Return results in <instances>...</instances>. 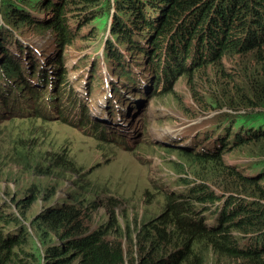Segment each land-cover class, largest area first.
<instances>
[{
	"label": "clouds",
	"instance_id": "1",
	"mask_svg": "<svg viewBox=\"0 0 264 264\" xmlns=\"http://www.w3.org/2000/svg\"><path fill=\"white\" fill-rule=\"evenodd\" d=\"M5 2L6 0H0V31L2 30L0 49L3 51L2 60L8 56L17 64L21 63V61L17 60L16 54L10 52L8 47L4 46L6 37H15L19 42L32 46L35 58L38 59L51 55L46 54L44 43L35 44L23 40V35L28 34L30 30L37 35L38 39H43L44 42H49L51 39V44L56 41L62 47L74 42L79 34L80 37L100 41L101 45H106L105 51L110 44L114 55L124 56L123 54L126 52L127 55L131 56L134 68H136L135 66H138V68L135 71H129L124 74L133 75L134 72L139 70L141 72V82L144 83L141 90L159 87L158 91L154 88V94L155 92L163 94L171 92L182 76L187 75L188 78H192L202 69L206 72L207 67L220 65L224 57L229 53V51H225L223 53L225 56L218 63L216 58L222 51L223 45L219 44L214 34L207 31V24L204 25L206 27L205 33L192 26L194 18L186 13V15L178 16L173 20H176V22L169 35L166 36V43L162 45V53L159 54L162 56L160 61L162 62L163 70L166 66H169V70L167 72L154 70L150 67L155 65L158 59L153 62L152 56L160 53L158 52L159 50L156 51L154 43L151 44L147 41L148 38L144 39L140 34L134 36L133 42L127 38L125 40L119 39L120 31H118L119 27L116 22L118 14L115 0H111V9L107 16L92 15L97 11V6L90 5L92 0H15L17 10L14 13H8L12 9L2 8ZM46 5L51 6L49 10H45ZM169 5L170 2L168 0L161 1L160 6L157 7L147 4L144 8L145 21L151 22L154 19H160L163 13L162 7L166 9ZM18 6L20 9H18ZM133 11L127 10L120 15L122 20L129 23V26L131 24L128 18L133 13L136 14ZM21 14H24L25 19L22 18L20 20L22 24L19 27L15 20ZM94 17L100 21L94 22ZM60 20L62 25L59 22ZM184 21L191 25L192 34L188 32L185 35L179 32L180 26L184 25ZM27 23L33 24V26ZM41 25L44 28H39ZM57 29L62 34L64 41L58 39ZM66 29H68V32ZM140 29L146 30L147 26L142 22L136 28L130 27L132 31H139ZM217 30L219 31L220 28H217ZM256 30L260 35L263 33L260 27H256ZM104 33H106V36L102 37ZM200 34L204 35L200 37ZM132 46H134L133 49L131 48ZM105 51L103 54H105ZM6 52L10 54L7 55L5 54ZM134 58L139 59L136 62ZM253 58L255 57L253 56ZM147 61L150 62V66L146 67L145 63ZM74 62L78 61H70V65ZM255 62L258 67L254 72L255 75L249 74L248 76V92L263 110L262 112L253 115H241L235 119L226 118L223 110L224 106L221 103V87L225 86V84L220 82L219 77V81H216L219 86L217 95L200 112V123L205 127V130L200 125H191L183 118H179L169 123V125L174 127V130L167 131L171 139H166L164 142L166 147H175L179 149L180 153L182 152L185 155L190 154L188 150L194 151L195 154L185 159H191L192 163L190 164L198 168L197 172H193L188 168H185L184 172L175 170L178 174L176 184L179 187L186 186V182H191L193 185L188 192L171 190L174 194V200H171L170 196H167L165 200H169L168 202L173 201L170 206L175 205V210L185 226H195L201 230L212 232L218 231L221 239L225 241V247H217V249L225 250L227 254L221 256L216 250L211 248V252L204 264H264V158L258 156L260 159L258 163L263 165V169L260 170L255 165L250 167L237 157L241 148L264 139V104L258 99L255 88V85L261 87L264 84V70L260 68L256 60ZM113 66L114 68L110 69V72L117 68H120V70L124 69V66L119 63ZM61 67L63 68V74L68 78V69L65 70L64 68L66 65ZM125 67L128 68V62ZM72 70L78 71L77 68ZM144 73L149 75L147 84L143 78ZM27 75L28 73L25 74V78ZM71 79L70 81L75 82V85H77L79 79H74L73 77ZM22 82L23 78L20 79L18 84L2 85L1 90H4V92L10 91L17 88ZM67 82L68 84L64 83L66 88L64 87L61 90L65 95L75 98L79 93L76 92V95L75 93L68 94L71 87L69 78ZM44 88L45 86L42 84L36 90L22 91L23 94L24 92H31L27 98L28 100L30 98L34 99V103L37 106L31 111L34 113L29 114L28 112V115L38 118L50 117L43 110L41 111L39 106L41 103L37 104L41 98L45 97L46 102H50L52 105V111L57 112L62 118H68L75 125H78L79 121L80 124H88L85 123L86 118H89L86 114L76 120L61 114L62 111L66 112V114L69 112L66 109L67 107L57 105V98L52 96L49 89H45V94L43 95ZM74 91L75 87L72 92ZM52 98H54L55 103L50 101ZM8 100V98L3 99L1 104H6ZM62 104L64 105L65 102H62ZM112 107L113 105H110V108ZM241 107H246V105H239L237 111H243L244 108ZM84 108L86 112L90 113L95 110L96 112L98 110L101 112L99 105L95 109L91 107L90 109L88 106ZM45 109L47 110V108ZM99 120L104 119L101 117ZM87 129L90 130L89 128ZM200 130L205 131L203 135L207 140L203 141L201 138H195L183 143L177 141L181 140L183 136L186 138L195 136ZM96 133L98 139L104 143H108L107 139H110L111 136L116 135L117 137L121 134L120 131H113L112 134H108L104 129ZM259 135L262 136L258 139ZM199 141L202 143L199 144ZM171 175L176 174L173 171ZM211 177H213L219 188L212 183L210 188L203 180L211 179ZM179 180L183 183H180ZM28 191L31 193L25 194L23 199H11L13 202L12 211H8L4 205H0V213L4 214V217H0V230L5 238L17 239L15 240L17 244L13 247L12 252L7 254L4 261L0 260V264H44V262L45 264H83V256L76 248V245L83 242L96 231H99L100 235L111 245L120 246L122 249L123 253L119 262L114 264H175L178 259L176 254L182 252V250H187L182 247V249L173 251L170 255L167 254L166 250L160 252V248L154 246L150 240L144 237L147 232L141 229L128 232L129 244L126 248H123L121 243H117L116 239H108L102 235V225L91 229L84 223L87 215V205L85 207L81 205L82 198L78 200L80 205H77L76 202L68 203L64 201L61 204L57 203L53 207H48L40 214L29 219L27 212L32 204L39 199L42 191L34 189L33 186ZM0 194L4 196V193L0 192ZM53 194L51 193V196ZM197 202L201 205L200 208H198ZM83 208L84 212H82ZM167 209L170 211L169 207ZM75 211L80 212V215H75ZM68 214H72V218L67 226H63L58 220V215ZM40 219L44 223L36 226L35 222L40 221ZM78 226L81 227L77 228ZM79 229H81V232L77 233ZM181 230L185 233L187 231L186 228H181ZM134 244L136 252L133 250ZM167 246L175 247L177 245ZM163 248H166V246ZM134 255L137 257L135 258ZM150 258L152 263L148 262ZM185 262L186 260L182 264Z\"/></svg>",
	"mask_w": 264,
	"mask_h": 264
},
{
	"label": "rangeland",
	"instance_id": "2",
	"mask_svg": "<svg viewBox=\"0 0 264 264\" xmlns=\"http://www.w3.org/2000/svg\"><path fill=\"white\" fill-rule=\"evenodd\" d=\"M93 21L100 20L94 17ZM1 33L2 30L0 37ZM36 36L30 30L28 34L23 35V40L28 43H44L46 54L49 55L53 49L51 39L48 37L50 41L44 42ZM105 36L106 33L102 37ZM4 46L8 47V43L4 42ZM105 46L101 45L100 41L86 39L78 34L75 41L66 48L64 56L70 86V61H78L74 63L84 77L88 68L105 65ZM10 49L15 51L14 48ZM134 59L137 62L139 58ZM149 63L147 61L145 66H150ZM135 67L124 70L117 68L115 73L117 77L118 72L124 76V73L138 68ZM221 67L230 82V85L221 87V103L226 118L235 119L241 115L262 112L248 92V76L254 74L258 67L251 53L227 54L220 65H211L207 67L206 72L202 69L192 78L182 76L169 93L154 94V88L158 91L159 87H152L146 90V93L142 90H131L132 101L125 116H119V111L114 106L109 110L103 107L102 113L106 116L104 120L110 129L120 131V128H123V131H120L121 137L117 140L111 136L107 139L108 143L99 140L97 131L88 130L87 124H80L79 121V124L75 125L68 118L64 119L52 111L51 107L45 106L50 118H38L28 115V112L4 115L3 112L9 107L3 108L0 112V192L4 193V196L0 194V205L12 211L11 199H23L25 194L31 193L28 189L33 186L42 193L27 212V217L31 219L48 207L64 201L80 205L78 200L82 198L81 205H87L84 223L91 229L102 225V235L108 239H116L123 248L129 244L128 232L139 229L145 231L149 226L156 224L162 226L160 221L168 210L167 205L171 203L165 199L170 196L171 200H174L171 190L188 192L193 185L186 182V186L179 187L176 184V171L184 172L185 168L193 172L198 171L196 166L190 164L191 159H185L195 154L194 151L188 150L190 154L185 155L175 147L165 146V140L171 139L167 131L174 130L169 123L183 118L187 123L200 125L205 130L200 123V112L219 91L216 81H219L222 73ZM136 72L141 74L139 70ZM143 78L147 84L148 73H144ZM123 80L128 81L126 77H123ZM97 83L95 80L96 94L88 95V100L92 98V109L98 105L102 108L99 101L101 90ZM77 84H80V81ZM83 84L85 85V82ZM64 87L66 88L63 84ZM129 88L131 89L132 85H129ZM72 93L76 95V92ZM50 101L54 102V98ZM239 105L246 107H241L244 108L243 111H237ZM77 106L78 101L73 109ZM204 132L200 130L195 136H183L177 141L183 143L195 138L205 141L207 138L203 135ZM124 139L126 141L122 144ZM129 139L131 141L127 143ZM258 156L264 158V139L241 148L237 154V157L250 167L255 165L262 170L263 165L258 163ZM36 168L39 172L33 173ZM173 171L176 175H171ZM203 180L210 188L211 183L219 188L213 177ZM179 182L183 183L181 180ZM51 193L54 194L51 196ZM196 204L200 208L201 205L198 202ZM175 232L177 246L160 248V252L166 250L170 255L173 251L182 249L183 242H187L185 249L195 251L201 244L197 236L184 238L186 233L181 229H176ZM133 250L136 252L135 244ZM186 263L187 260L184 264Z\"/></svg>",
	"mask_w": 264,
	"mask_h": 264
},
{
	"label": "trees",
	"instance_id": "3",
	"mask_svg": "<svg viewBox=\"0 0 264 264\" xmlns=\"http://www.w3.org/2000/svg\"><path fill=\"white\" fill-rule=\"evenodd\" d=\"M90 1V0H87ZM163 0H115V7L117 10L116 22L119 27L120 35L119 39L125 40L127 38L129 41L133 42L134 36L142 35L144 39L148 38V42L151 44L154 43L156 51L160 53H156L152 56V61H158L155 65H152L150 68L154 70H163L161 60L162 53V45L166 43V36L171 32L175 22L173 21L178 16L182 17L189 14V16H193L192 26L196 29H200L201 32L205 33L206 27L205 24L208 25L207 31H210L215 35V39L219 42V44L223 45L222 51H220L218 57L216 58L218 63H220L225 56L223 53L225 51H229L228 54H252L257 61L260 68L264 70V0H168L170 2L169 7L166 9L162 7V17L160 19H154L151 22L145 21V12L144 8L147 4L160 6V2ZM157 4V5H156ZM91 6H97V11L93 13V16H107L111 9V0H92ZM15 0H6L2 8L12 9L8 13H14L17 10ZM51 6H45V10H49ZM18 9L20 7L18 6ZM80 9V8H78ZM127 10H134L131 17L128 18L129 23L122 20L120 16ZM25 19L24 14H21L15 22L17 26H21V19ZM62 19V18H61ZM62 25L61 20L59 21ZM89 22V21H87ZM147 26V29H140L139 31H132L130 27L136 28L141 23ZM30 26L33 24L27 23ZM260 27L262 29V34H258L256 27ZM55 27V25H53ZM201 26V27H199ZM39 28H44V26H40ZM220 28V32L217 30ZM128 29V31H127ZM191 25L184 21V25L180 26L179 32L181 34L193 33L191 30ZM204 34H200V37ZM57 37L59 40L62 39V34L57 29ZM64 41V40H63ZM185 41V40H184ZM4 42L8 43V50L17 56V60L21 61L23 68L27 71L28 75L26 78L28 82L23 86V89L28 91L30 90L31 83H35L37 85H42L43 81L40 80L38 82L34 81L35 76H40L44 72L50 73L53 69H43L39 74L35 73V68L38 66L39 61L35 58L34 54L30 52L27 53L26 58L23 57L22 54L18 52L23 50L25 44L19 42L15 37L9 36L4 39ZM186 42H188L186 40ZM189 44V43H185ZM14 48V52L10 49ZM132 49L134 46L131 47ZM113 49L109 44L106 47V55L108 56L109 61H113V65H115L119 58L117 55L112 53ZM3 51L0 49V75L2 74V78L9 75L13 70L15 71V67L18 65L13 59L8 56L2 60ZM133 65V60L130 55H128V68L131 69ZM65 68V67H64ZM222 73L220 75V82L225 85H229L230 82L227 76L223 73V67L220 68ZM63 71V69H60ZM169 70V66L164 67L163 72H167ZM255 75V74H254ZM138 74L135 75V78H138ZM22 78V75H16L13 78L6 77L5 82L9 85L14 84L18 80ZM122 78H117V80H112L111 85H115L118 89L117 96L113 99V106L117 109L116 104L118 102L123 105L126 104L129 107V103L132 101L131 89L129 85L131 82L126 81ZM122 84V86H121ZM144 83L139 81V88L137 91H141ZM257 90L258 99L264 104V84L259 87L255 85ZM15 92H19V97L17 98L18 102H25L24 94L22 90L17 89ZM12 92L7 91L2 97H0V104L3 103V99L8 98ZM104 98V97H103ZM55 103V101H54ZM81 103L88 104L86 100L81 101ZM39 104V103H38ZM79 105V103H78ZM110 105V103H109ZM23 109H30V107H22ZM42 111V109H41ZM34 113V112H29ZM66 112L62 111L61 114H65ZM81 111L80 108L75 107L71 109L68 113V117L76 120ZM99 113L100 110H99ZM50 118V117H48ZM89 125V124H88ZM120 131H122L120 129ZM262 135H259L257 138H261ZM129 143V140L127 141ZM39 170L33 169V173H37ZM169 201V200H168ZM173 201H171L172 203ZM169 210H166L163 214V218L160 221L163 225H154L149 226V229H146V235L144 236L148 240L153 243L157 248H163L167 245L175 244L176 229L186 228V234L184 238H189L192 236L199 237L201 244L197 247L195 251L191 250H182V252H178L176 257H178L175 264H182L184 260H187L186 264H204L209 253L211 252V248L216 250L221 256L227 254L225 250H219L217 247H225V241L221 239L218 231H206L201 230L197 227H187L183 223L182 219L179 217L178 212L175 210V205L167 206ZM172 214V215H170ZM75 215L79 216L80 212L75 211ZM0 217H4L3 213H0ZM174 217V218H172ZM72 218V214L68 215H58V220L61 222L63 226H67L68 222ZM43 224V220L35 222L36 226ZM78 226L77 228H80ZM45 229V227H43ZM169 228V230H167ZM81 229L77 231L80 233ZM17 239H7L4 237L3 232L0 230V260L4 261V258L7 257L8 253L12 252L13 247L17 244ZM76 248L83 256V264H114L115 262H119L122 249L120 246H113L108 241H106L101 235L99 231L94 232L89 237H87L83 242L78 243ZM149 263H152V259L150 258ZM166 264V263H164Z\"/></svg>",
	"mask_w": 264,
	"mask_h": 264
},
{
	"label": "bare ground",
	"instance_id": "4",
	"mask_svg": "<svg viewBox=\"0 0 264 264\" xmlns=\"http://www.w3.org/2000/svg\"><path fill=\"white\" fill-rule=\"evenodd\" d=\"M66 31L68 32V29H66ZM30 51H31L32 54H34L32 46L25 44L24 47H23V50L19 51L18 53L22 54L23 57L26 58L27 53L30 52ZM37 60L39 61V64L35 68V73L39 74L40 71L43 70V69H49V70L53 69V62L50 59H48V58H38ZM88 72H89V70H88ZM81 75H82V73H81ZM102 77H103V80L106 83H108V84H111L112 80H117V78H113L110 74L102 76ZM39 80H40V76H35L34 81L38 82ZM78 81H80V84H77L76 87H75V91H77L79 93V97H78V100H77L78 103L81 102V101H84V100H86L88 103H90L92 98H91V100H88V95L91 96V95H94L96 93L93 90H89V89L87 90L86 85L83 84L84 83L83 79H79ZM121 86H122V84H121ZM99 101L102 104V108L100 107L101 108V113L103 112V107H106L107 110H109L110 105H109L108 98H105V97L103 98V96L101 95L100 98H99ZM116 107H117V110L119 111V116H125L127 114V111L129 110V108H128V106L126 104L123 105L120 102H118L116 104ZM104 121L107 123L106 120H104ZM108 124H110V123H108ZM120 129L122 130L123 128H120ZM130 141H131V139H129V142Z\"/></svg>",
	"mask_w": 264,
	"mask_h": 264
},
{
	"label": "flooded vegetation",
	"instance_id": "5",
	"mask_svg": "<svg viewBox=\"0 0 264 264\" xmlns=\"http://www.w3.org/2000/svg\"><path fill=\"white\" fill-rule=\"evenodd\" d=\"M182 244L184 245V246H183L184 248L187 247V242H183Z\"/></svg>",
	"mask_w": 264,
	"mask_h": 264
}]
</instances>
